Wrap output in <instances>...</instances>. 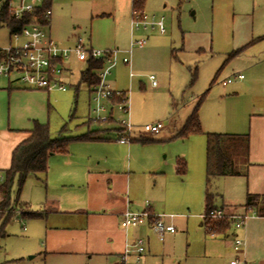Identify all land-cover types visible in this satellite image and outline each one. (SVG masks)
Masks as SVG:
<instances>
[{
    "label": "rangeland",
    "instance_id": "1",
    "mask_svg": "<svg viewBox=\"0 0 264 264\" xmlns=\"http://www.w3.org/2000/svg\"><path fill=\"white\" fill-rule=\"evenodd\" d=\"M65 1L69 3L68 11L73 6L77 18L82 16L79 20L74 17L76 22H70V10L65 32L77 29L78 37H91L96 48H119L122 52L130 48L133 11L130 1ZM6 2L0 0V6ZM144 11L164 18L165 33L135 31V38L148 37V44L133 48L131 68L122 61L125 53H120L107 79L116 81L117 87L126 90L130 97V115L135 125L132 142L140 144L133 149L134 162L138 164L139 155L154 152L168 167L178 158L186 161V174L180 176L176 171L182 193L169 190L167 203L158 195L161 208L158 213L176 216L175 225L185 235L184 245L188 243L186 238L190 237L193 243L206 231L201 225L206 211V189L214 195L215 206L221 208L223 199L227 200L236 193L235 180L245 178L241 177L245 175L218 176L208 183L205 164L202 168V155L206 159V133H224L216 123L221 93L216 74L223 64L220 63V53L234 39L240 26L251 28L264 22V0H147ZM58 31L54 26L50 30L52 38L59 42ZM86 65V62L72 58L65 73L66 91L48 93L16 83L17 90L31 93L0 98V153H4L6 144L18 145L25 139L36 120L49 125L52 138H73L95 131L115 144L110 145L109 150H119L116 146L120 137L118 124L91 120V91L88 83L81 80ZM151 74L158 81L157 87H153L149 79ZM195 111L202 132L181 136L188 118ZM122 116L120 112L116 113V117ZM155 122L163 123L159 133L143 130L145 124ZM193 136L197 139L190 142V138H195ZM72 142L75 140L70 142L69 149ZM46 191L45 173H30L21 189L18 178L15 179L12 198L18 200L17 209L42 215L14 216L5 225L4 233L0 234V264H105L102 258L89 259L85 252L67 257L52 254L45 220L42 219L51 212H46L47 208L52 207ZM139 197L151 200L144 192L139 193Z\"/></svg>",
    "mask_w": 264,
    "mask_h": 264
},
{
    "label": "crops",
    "instance_id": "2",
    "mask_svg": "<svg viewBox=\"0 0 264 264\" xmlns=\"http://www.w3.org/2000/svg\"><path fill=\"white\" fill-rule=\"evenodd\" d=\"M129 1L132 4V0ZM68 4L65 0L49 2L52 9L49 30L53 26L59 30L60 41L56 42L62 46H74L82 39L89 47H95L91 37H78L77 29L71 33L64 31L70 10V22L82 17L77 18L73 6L68 11ZM236 30L234 39L220 53V63L223 64L216 74L221 92L216 123L224 133L249 136L250 167L247 174L241 176L245 178L235 180L236 193L227 200L223 199L221 208L228 214L251 211L245 206L248 194L264 195V22L251 28L240 26ZM9 41L10 28L0 25V48L7 47ZM234 74H243L244 78L236 77L228 82ZM0 82V98L31 93L17 90V84L5 78ZM108 82L114 89L126 91L117 87L116 81ZM130 119L133 123L131 115ZM99 136L105 139L75 140L67 152L54 153L49 157L45 173L46 197L56 201L57 210L47 213L42 219L45 220L52 254L67 257L85 252L89 259L97 257L102 258L105 264H118L126 238L141 236L147 240L142 264H230L237 255L232 238L238 233L246 241L240 260H245V264H264V199L259 201V208L263 207L261 215L256 212L258 215L250 217L242 230L231 228L220 235L203 231L193 243L189 237L186 238L188 243L183 245L185 235L175 225L176 216L171 220L176 231L163 237L154 234L148 226L125 232L120 226L119 214L126 208L140 210L150 202L152 210L159 212V194L160 199L167 203L169 190L182 193V184L176 173L177 164L174 162L168 167L155 152L139 155L137 164L133 149L140 144H133V140L127 144L119 142L116 144L119 150L111 151L109 146L115 144L109 138ZM193 137L190 142L197 139V136ZM16 144H6L4 153H0V182L4 179V170L11 164ZM204 164L207 166V156L205 159L202 155V168ZM141 192L149 195L151 200H142L139 197ZM15 217L25 218L22 213H16Z\"/></svg>",
    "mask_w": 264,
    "mask_h": 264
},
{
    "label": "built area",
    "instance_id": "3",
    "mask_svg": "<svg viewBox=\"0 0 264 264\" xmlns=\"http://www.w3.org/2000/svg\"><path fill=\"white\" fill-rule=\"evenodd\" d=\"M47 0H7L8 12L16 18H22L24 14H33V18L25 23L21 29L10 28V43L7 47L0 48V79L5 78L10 82L45 91L68 89L65 73L69 62L73 57L79 61L87 62L88 59H102L104 64L97 69L99 81L90 87L91 101L93 103L91 117L95 122H115L118 124L120 143L127 144L133 140L135 125L130 119V97L128 92L114 89L108 82L107 77L118 61L120 53H125L122 61L131 66V54L134 47H142L147 42L146 38H135L134 32L142 30H158L165 33L164 18L149 15L144 10L132 11V37L130 48L122 52L119 48H95L86 45L79 39L74 46L59 45L51 36L49 21L52 15L50 7L44 8ZM41 12V16L38 15ZM37 14V15H36ZM43 20V21H42ZM133 74L132 72L130 73ZM244 78L243 74H234L229 78ZM153 87L158 86L155 75H149ZM123 114L116 117V113ZM163 128L162 122L148 123L143 130L157 134ZM2 196L0 193V202ZM242 214H228L222 208H215L209 214H203V222H218L225 219L233 221L232 228L235 231L242 230L250 217L258 214L253 208H248ZM16 213H22L17 210ZM172 214L158 213L152 210L151 203L146 202L140 210L126 208L119 214L120 226L125 232L148 226L155 234L163 237L166 233L176 231L171 220ZM211 235H215L209 227H205ZM233 250L237 254L230 264H245L240 260L244 253L246 241L244 236L235 233L233 237ZM147 250V240L144 237L126 238L124 250L119 257L118 264H142Z\"/></svg>",
    "mask_w": 264,
    "mask_h": 264
},
{
    "label": "trees",
    "instance_id": "4",
    "mask_svg": "<svg viewBox=\"0 0 264 264\" xmlns=\"http://www.w3.org/2000/svg\"><path fill=\"white\" fill-rule=\"evenodd\" d=\"M147 0H132L133 10H144ZM47 0L44 8L49 7ZM37 15V14H36ZM41 16V12H38ZM33 18V14L26 13L22 18H16L8 12L7 2L0 6V25H7L13 29L21 27ZM43 21V20H42ZM86 68L81 72V80L88 83L89 87L99 81L96 70L104 64L102 59L90 58L86 62ZM216 79V78H215ZM197 112L188 118L180 135L187 137L190 134L201 133ZM207 135V182L218 176L246 175L250 167L249 148L250 139L247 134L230 133H206ZM98 132H87L72 137L52 138L48 124L34 122L28 136L22 140L13 150L10 167L4 170V179L0 182V234L4 233L5 225L16 215L18 200L12 198V188L15 179L18 178L20 189L30 173H46L48 170L49 157L54 153H65L69 150L72 140L89 141L103 140ZM176 171L180 176L187 172L185 159L178 158ZM264 195L248 194L245 206L253 208L259 215L263 207L259 208V201ZM51 208L46 212L57 210L56 201H51ZM205 214L211 213L215 208L214 195L206 189ZM258 208V209H257ZM24 210V209H22ZM25 217H39L42 214L30 210L23 211ZM204 227H209L215 235L225 234L232 228L233 221L225 219L218 222H203ZM208 232V230H206ZM210 234V232H208Z\"/></svg>",
    "mask_w": 264,
    "mask_h": 264
}]
</instances>
